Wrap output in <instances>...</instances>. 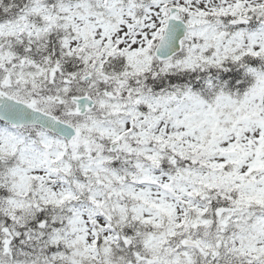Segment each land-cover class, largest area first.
I'll list each match as a JSON object with an SVG mask.
<instances>
[{
    "label": "snow or ice",
    "instance_id": "snow-or-ice-1",
    "mask_svg": "<svg viewBox=\"0 0 264 264\" xmlns=\"http://www.w3.org/2000/svg\"><path fill=\"white\" fill-rule=\"evenodd\" d=\"M0 264H264V0H0Z\"/></svg>",
    "mask_w": 264,
    "mask_h": 264
}]
</instances>
